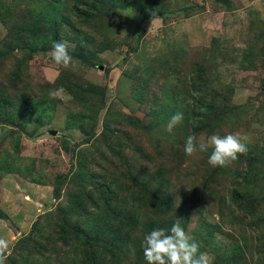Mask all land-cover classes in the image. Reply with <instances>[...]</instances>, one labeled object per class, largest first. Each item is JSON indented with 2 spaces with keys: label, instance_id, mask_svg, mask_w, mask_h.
I'll use <instances>...</instances> for the list:
<instances>
[{
  "label": "rangeland",
  "instance_id": "rangeland-1",
  "mask_svg": "<svg viewBox=\"0 0 264 264\" xmlns=\"http://www.w3.org/2000/svg\"><path fill=\"white\" fill-rule=\"evenodd\" d=\"M228 133V167L185 154ZM177 220L211 264H264V0H0L7 264H146Z\"/></svg>",
  "mask_w": 264,
  "mask_h": 264
},
{
  "label": "clouds",
  "instance_id": "clouds-1",
  "mask_svg": "<svg viewBox=\"0 0 264 264\" xmlns=\"http://www.w3.org/2000/svg\"><path fill=\"white\" fill-rule=\"evenodd\" d=\"M74 47L68 41H54L51 46L50 58L55 65L68 69L74 65V58L70 48ZM54 93L50 96L54 97ZM184 115L177 112L170 117L165 131L171 133L182 124ZM211 149L208 163L213 167H228L238 159L239 155H246L248 145L238 133H228L223 136L213 134L206 140L190 134L186 137L184 151L187 156L205 153ZM143 257L146 264H211L207 253L199 251V244L185 231L177 220L170 230L153 229L143 238ZM11 255L9 242L0 238V264H7Z\"/></svg>",
  "mask_w": 264,
  "mask_h": 264
}]
</instances>
